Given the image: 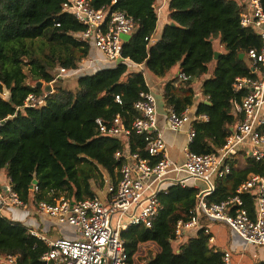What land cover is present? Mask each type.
<instances>
[{
	"label": "trees",
	"instance_id": "obj_1",
	"mask_svg": "<svg viewBox=\"0 0 264 264\" xmlns=\"http://www.w3.org/2000/svg\"><path fill=\"white\" fill-rule=\"evenodd\" d=\"M161 1L91 0L96 9L122 10L133 16L136 30L123 44L128 61L81 74L77 89L71 90L56 74L60 68H79L92 54L94 44L78 37L87 26L63 10L65 0H0V175L11 178L23 200L35 205L40 200L55 202L60 196L83 200L96 195L92 180L104 185L105 172L116 180L123 163L116 152H126L127 144L100 134L96 119L111 120L120 114L125 125H131L138 114L135 101L150 90L145 70L136 68L139 64L158 77L179 64L190 76L182 80L177 74L164 85L167 107L175 106L179 112L195 104L193 83L202 79L200 91L206 100L197 102L195 114H207L208 119L193 121L196 136L189 147L210 153L225 145L243 117L236 104L242 102L245 91H236L234 83L237 77L253 75L249 51L261 47V37L255 28L242 26L238 0H167L168 21L157 38L155 4ZM217 39L222 49L216 47ZM38 81L55 86L45 93ZM5 90L8 98L1 95ZM31 93L45 95L44 103L25 106ZM116 95L122 97V104ZM128 146L149 157L142 134L133 131ZM242 156L244 165H237ZM231 164L232 171L218 178L215 190L206 197L209 202L236 194L252 173L264 176V160L256 161L243 152ZM36 184L38 190L33 191ZM198 194L194 186L178 183L161 191L163 208L153 226L132 225L121 231L129 263L142 244L152 242L159 251L149 252L145 264H226L224 251L211 244L212 234L205 227L175 241L176 225L192 216ZM242 197L253 213V194L245 192ZM33 229L0 213V264H9L10 254L20 255L17 264H43L41 257L50 246ZM251 264H264V259Z\"/></svg>",
	"mask_w": 264,
	"mask_h": 264
},
{
	"label": "built area",
	"instance_id": "obj_2",
	"mask_svg": "<svg viewBox=\"0 0 264 264\" xmlns=\"http://www.w3.org/2000/svg\"><path fill=\"white\" fill-rule=\"evenodd\" d=\"M238 1L243 8L242 26L255 28L262 45L259 49L249 51L253 75L237 77L234 83L236 91H245L242 102L236 104V109L243 117L233 128L225 145L217 152L192 151L189 145L196 136L193 121L207 120L208 116L192 114L189 108L179 112L175 106H170L167 115L169 129L180 132L187 127L188 131L185 161L178 163L173 160L158 126V100L151 90L141 92L135 101L134 108L138 114L130 126L125 125L120 114L111 120L97 118L100 134L118 137L126 142L127 151L116 152V158H123V163L116 180L105 177L104 197L96 194L83 200H74L60 196L55 202L40 200L36 203L35 210L40 216L48 217L58 224H69L76 231L71 237L48 240L33 229L32 233L50 246L41 257L43 264H129V254L121 231L132 225L152 227L163 208L159 194L172 183L192 185L199 190L192 216L188 220L178 221L176 225V242L202 227L210 232L207 224L217 220L235 230L247 244L264 247V176L250 174L237 188L236 194L220 202L206 199L215 190L217 179L232 171L231 160L239 152L256 161L264 160V5L262 0ZM164 6H167V0L155 4L159 17ZM63 10L87 26L78 34L79 39L91 41L105 61L115 64L128 61L129 58L123 54V44L136 30L133 16L122 10L108 12L103 8L96 9L91 0H65ZM80 69L74 71L79 72ZM67 73L68 69L60 68L56 76L62 77ZM178 76L182 80L190 78L182 70ZM44 98L45 95L31 93L24 105L42 104ZM116 101L123 103L120 95H116ZM133 131L144 136L149 157L130 151L128 143ZM191 180L196 182L190 184ZM201 182L205 183L204 188ZM4 185L0 189V213L9 208L25 210L29 207L30 202L19 196L10 177ZM37 190L36 184L33 191ZM245 192L253 194V213L244 206L242 195ZM210 240L213 241L214 237L211 236ZM19 257V254H10L6 260L9 264H17ZM223 259L226 264H232V253L225 251Z\"/></svg>",
	"mask_w": 264,
	"mask_h": 264
},
{
	"label": "crops",
	"instance_id": "obj_3",
	"mask_svg": "<svg viewBox=\"0 0 264 264\" xmlns=\"http://www.w3.org/2000/svg\"><path fill=\"white\" fill-rule=\"evenodd\" d=\"M167 21V10L166 6H164L162 9V13L159 17V25L156 31L157 38L161 35L163 25ZM90 59L92 61H90ZM87 60H89V62ZM81 63L84 68L81 71H90L95 66H100L103 64H105L107 67H112L109 66L111 65V62L105 61L102 54L96 48L92 51V54L87 58H84ZM136 68H141L145 70L144 74L146 81L150 87V90L157 97L159 108L158 126L163 132L165 140L167 141L169 155L176 162L183 163L185 161V146L187 145L188 137L187 127H185V129L181 130L180 132H173L169 129L167 123L168 107L163 98V89L165 83L173 79V77H175L180 72L181 67L179 64L175 65L165 77L155 76L153 73L146 70L144 64L136 65ZM193 86L195 87L194 83ZM200 87L201 85L199 86V89L196 90L197 94L195 104L188 107L192 114L195 113L197 102L201 100H206V97L203 96L200 91ZM242 158L243 156L241 157L237 165L243 166L241 165ZM7 180H9V176L7 174L3 173L0 175L1 188H4L5 181L7 182ZM202 184H204V187L206 186L204 182L200 183V185ZM93 191L95 192V194H97L95 189ZM105 193L106 188H104L101 194L97 195L104 197ZM35 207L36 205L30 202L29 207L25 210H16L13 208H9L4 211L8 210L7 212L11 214V216L12 213L13 216L14 213L17 214L18 220L33 227L34 230H37V232L46 236L48 240H56L59 237H71L76 234L75 228L73 226L69 224H58L57 222L52 219H49L48 217H42L36 212ZM13 216L12 218H14ZM207 225L210 227V233L212 234L211 236L214 237L213 241L210 240L211 244L216 249L223 250L224 252L230 251L232 253V264H242V262L249 263L251 260H253L252 262H254L258 258L264 259V247L259 249L261 252H263L260 257L249 256L246 252V249H248L249 244H247V242L235 230L231 229L226 223L217 220H211ZM157 251H159V247Z\"/></svg>",
	"mask_w": 264,
	"mask_h": 264
},
{
	"label": "rangeland",
	"instance_id": "obj_4",
	"mask_svg": "<svg viewBox=\"0 0 264 264\" xmlns=\"http://www.w3.org/2000/svg\"><path fill=\"white\" fill-rule=\"evenodd\" d=\"M216 47L218 49H222L221 46L218 45V39L216 41ZM95 49V47H94ZM89 62V60H87ZM111 65L109 66H113L115 64V62H111L110 63ZM82 69H80V72H76L74 70H68V73L63 77L62 79V83H63V86L71 89V90H76L77 87H78V83H77V79L78 77L81 75V74H84V73H92V72H95L96 70L98 69H101V68H107V66L105 64L103 65H100V66H95L93 69H91L90 71H81L83 70V66H82V63L80 64V66ZM214 67V63L212 62L210 64V72L208 75H210L212 73V69ZM60 68V67H59ZM201 81L202 79H198L194 82V85H195V90H198L199 89V86L201 85ZM44 82V81H43ZM44 84L46 85L47 83L44 82ZM52 86L54 87L55 86V83H51ZM1 95L4 97V98H8L9 97V92L7 90L1 92ZM157 98V97H156ZM242 163L241 165H244L245 163V159H242L241 160ZM240 164V163H239ZM104 177L106 178H109V176L107 175V173L105 172L104 173ZM101 181V180H100ZM100 181L99 180H92V183H91V189L96 191L97 194H101V192L104 190L105 188V182H104V185H100ZM196 181L195 180H191L190 181V184L192 183H195ZM166 186V185H165ZM202 188H204V184L201 185ZM18 210V209H16ZM8 211V210H7ZM7 211H4V214L8 217H11L13 216V213H12V216L11 214H9ZM16 220H18V216L17 214L14 213V216H13ZM13 218V219H14ZM262 248V247H257L255 245H249L248 249H246V252L249 256H253V257H260L261 254L263 252H261L259 249ZM158 250V247L156 244L152 243V242H148V243H144L141 245L139 251L135 254V256L133 257V260L132 262H130L129 264H145L147 259H148V255H149V252H156ZM257 252V253H256ZM253 260H251L249 263H244L242 262V264H251Z\"/></svg>",
	"mask_w": 264,
	"mask_h": 264
},
{
	"label": "water",
	"instance_id": "obj_5",
	"mask_svg": "<svg viewBox=\"0 0 264 264\" xmlns=\"http://www.w3.org/2000/svg\"><path fill=\"white\" fill-rule=\"evenodd\" d=\"M38 85L40 86V87H44V91L46 92V91H52V88H53V86H52V84H44V82L43 81H38Z\"/></svg>",
	"mask_w": 264,
	"mask_h": 264
}]
</instances>
